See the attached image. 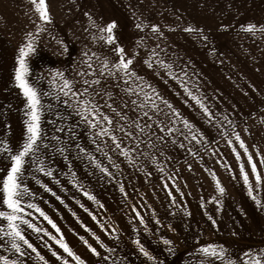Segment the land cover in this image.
Listing matches in <instances>:
<instances>
[{"label": "rangeland", "instance_id": "obj_1", "mask_svg": "<svg viewBox=\"0 0 264 264\" xmlns=\"http://www.w3.org/2000/svg\"><path fill=\"white\" fill-rule=\"evenodd\" d=\"M10 1L0 0L5 15L0 19L1 30H5L0 36V180L11 167L10 154L21 150L27 135L29 117L22 101L13 97L21 93L15 86L14 67L22 46L31 42L35 49L25 58L30 83L41 88L40 77L59 90L63 81L60 76L53 80V74L63 73L78 93L88 88L86 97L75 99V107L77 99H94L113 120L111 126H104L113 129L117 122H125L103 106L105 101L130 120L138 118V111L122 105L126 92H121L120 72L108 67L100 75L109 53L101 51L106 41L100 39L108 33L99 29L114 23L113 37L123 34L126 43H136V38L149 43V48L159 51L161 69L149 68L148 82L139 83L158 108L149 113L151 121L139 119L152 126L147 136L140 137L144 142L114 132L127 157L108 136L94 137L92 130L97 133L99 128L86 124L91 143L82 139L78 149L87 155L70 159L61 153L47 158L46 138L57 136L54 154L63 136L49 131L48 123L58 119L75 126L71 119L76 111L72 98L58 94L63 110L41 113L39 147L24 158L19 174V183L28 190L21 200V215L39 231L20 224L22 235L32 245L29 248L17 240L20 252L11 247V237L0 232V256L16 264H77L55 242L61 237L83 264H221L199 251L210 244L225 249V259L233 264H243L245 253L264 251V116H258L264 112V100L257 99L256 106L253 101L264 92L259 87L264 77L257 76L264 68V60H258L264 56V48L258 50L259 43L264 45V0H46L50 22L40 19L31 0ZM62 13L72 19H53H61ZM63 21L75 39L68 31L58 30ZM249 25L255 26L254 32L245 31ZM86 39L91 52L79 43ZM230 45L238 47V55L250 50L254 60H236V53L225 47ZM160 73L172 76L174 84H153L151 79ZM95 79L100 84L89 87L83 83ZM248 96L252 97L250 105L245 101ZM132 100L126 98L128 104ZM52 112L60 118H50ZM79 120L83 123L80 116ZM160 123L172 132H160ZM249 156L261 177L259 188ZM241 164L252 196L240 175ZM0 211H7L2 196ZM0 228L8 231L3 219Z\"/></svg>", "mask_w": 264, "mask_h": 264}, {"label": "snow or ice", "instance_id": "obj_2", "mask_svg": "<svg viewBox=\"0 0 264 264\" xmlns=\"http://www.w3.org/2000/svg\"><path fill=\"white\" fill-rule=\"evenodd\" d=\"M31 3L34 5V9L37 13H39V17L42 21L50 22V17L47 12V6L45 3V0H31ZM115 27L114 23L108 24L104 28H100V32H106L108 35L101 36L100 39L105 40L106 43L112 44L114 42V37L112 35V30ZM139 27V25H137ZM39 30V29H38ZM153 32H156L158 29L153 26ZM187 31H191V29H186ZM245 31L254 32L255 26L249 25ZM261 31H264V29H261ZM35 49L33 48V45L31 42H29L26 47L22 46L19 49L18 56L16 58L17 67L15 68L14 72V80H15V86L20 90L22 95L27 100L26 107L29 109L27 115L28 120L25 122L27 126V135L25 136L24 142L21 146V150L17 154L11 155L10 154V160H11V167L8 170L6 176L3 177L2 180H0V196H2V204L7 209V211H0V219H3L7 222V229L8 231H4L3 228H0V232H4V235L11 237L12 243L11 247L16 250V252H20V247L16 243L17 240L23 241L24 244H26L29 248L32 247L31 244L28 243V241L24 238V236L21 233L20 230V224H26L29 228H33V231H39V229L34 228L31 223H29L28 220L23 218V215L21 213L23 212V208L21 205L22 197L27 194V188H23L21 184L19 183V174L22 171V165L24 163V158L28 155H32L35 153V151L38 149L39 145L37 144L38 139L40 138V98L38 95L37 88L33 85V83L29 82L28 76H29V65L26 62V57L29 56L30 53H34ZM115 51L120 54L119 62L114 64V68L116 71L120 72L123 76H127L129 78L134 76V73H132L129 70V65H131L132 60L128 59L125 60L123 57V49L117 47ZM87 55V53H85ZM88 68L91 69L92 65L88 64ZM108 69V62L104 61L101 69H100V75L103 76L105 73V70ZM89 73H80L81 76L88 75ZM94 75V73H92ZM108 75H113V72L111 70H108ZM56 76H60L62 79V84L59 87V91L65 96L70 97L73 99H76L77 97L84 96L86 97L88 94V88H85L83 92H77V90L74 89L73 84L70 80L64 78L63 73H54L53 74V80H55ZM83 83L85 85H88L91 87L92 84H100L99 79H95L92 81L84 80ZM134 83V81H133ZM125 84L128 85L129 81L125 80ZM136 88H140V85H136V87L128 86L124 89V91L129 94L130 96L135 95L137 99L132 100L131 103L136 106V109L138 111V118L131 119L121 112H117L116 109L112 108V105L107 103L105 101L104 107L109 108L112 112L115 113L116 116L120 118V120H123L125 122L124 125H121L119 122L116 123V127L113 129L111 127H105L104 125L107 124L111 126L113 124V120L106 114H104L102 111H100V106L95 102L94 99H77V107L75 109L76 114L80 116L81 120L83 122H86L90 128H99V131L96 133L97 136H108L109 139L112 140V142L115 144V147L117 149H121V144L117 143V137L114 135V132L121 131L124 133V136L126 138H131L139 141L140 143H143L144 141L140 139L141 136H147L148 132H151L152 126L147 121L144 124H141L139 122V119H142L143 117H147L148 121L152 120V116L149 114L150 112H157L158 108L155 104V101L152 99V97L147 93L143 91V88H140V91H136ZM141 93H143V96H141ZM99 94V93H97ZM109 98H111V94H107ZM67 104V100L65 101ZM170 107V106H169ZM187 126V124H186ZM159 130L162 133H165L167 135L168 133L172 132V128L167 127L163 125L162 123L158 124ZM135 128V132L132 131V129ZM163 137H160L162 139ZM239 140V137H237ZM150 141V137H149ZM47 146V145H45ZM139 144H137V147ZM241 148H244V144L241 142ZM5 151H9L10 149L5 148ZM62 151V149H61ZM83 151V149H81ZM121 154L125 157L128 156V152H125L123 149H121ZM245 155H247V149H245ZM237 161L239 163L240 157L237 155ZM248 163L251 165L252 173L255 176L256 180V187H260L261 177L257 173L256 165L252 163L251 156L248 157ZM262 165H264V160L261 161ZM43 170V169H41ZM240 175L243 178L245 186L248 188V194L249 196H252V186L249 183V179L247 174L244 171L243 164L240 165ZM217 188L220 192H223V188L220 187L219 182H217ZM92 199V197H89ZM253 199H256L253 196ZM257 204L260 203L259 200H256ZM27 207L29 208H35V205L28 204ZM39 211V209H36ZM41 215L43 213L41 212ZM47 219V217H45ZM49 223H52L49 220ZM143 223V221H141ZM53 228L56 226L53 224ZM57 231H59L57 229ZM47 235V233H45ZM50 239H54L53 237H50ZM55 242L61 247L64 252H66L69 256H71L73 259L77 261V264H83V261L80 260L79 257L75 256V254L71 251V249L64 243L63 238L61 237L59 240H55ZM86 243V242H85ZM169 241L165 240L164 244H168ZM35 251V249H33ZM94 252V250H92ZM140 251L143 252L145 256L148 257L149 260L152 259V256L149 255L148 252H146L142 247L140 248ZM201 253H203L206 256H211L216 258L217 260L221 261V264H233V261L231 259H225V249L222 247L217 249V246L215 245H207L206 247H203L199 249ZM53 256H56V253H52ZM245 259L243 260V264H264V251L258 252L256 254L252 253H245L244 254ZM57 259H60L59 256H56ZM0 264H16V261L14 260H8L6 257L0 256ZM64 264H67V261H64Z\"/></svg>", "mask_w": 264, "mask_h": 264}, {"label": "crops", "instance_id": "obj_3", "mask_svg": "<svg viewBox=\"0 0 264 264\" xmlns=\"http://www.w3.org/2000/svg\"><path fill=\"white\" fill-rule=\"evenodd\" d=\"M49 1V0H48ZM48 1L45 0L46 3H48ZM12 3H16V0H12L10 1V4ZM4 13H2L1 11V5H0V19H2L3 17H5V15H3ZM55 20H70L72 19L70 16L68 15H64V13H62L61 19L60 18H53ZM66 26V22H62V24L60 25V27H57L59 31L61 32H69V35L72 36L73 35V39H75L76 35L71 32L69 30V28L65 27ZM1 26H0V36L2 34V31L5 30H1ZM124 32V31H123ZM62 35H65L62 33ZM125 36L127 35H123L120 34L118 37H114V42L112 44H108L106 43L104 49H102L101 51H106V53H109V55H107L106 57H109V60H107L108 62V67L114 68V64L119 62V59L113 60L114 57L118 56V53L115 51V49L117 47L123 49V57L125 60L131 59L132 63L131 65H129V70L134 73V76L129 78L127 76H123L121 73L120 75V84H121V92L124 90V86L125 84V80L129 81V84L127 86H131V87H136V85H139V83L141 81H146L148 82V78L146 76V74H149L148 69L149 68H157V69H161L160 63H159V58H158V53L159 51H155L152 50L149 45V43H144L143 40H141L140 38H136V43L135 40H131L129 42H124V39L126 38ZM82 43L85 47H83V49H87V51L91 52L92 51V47L90 45V43L86 40L83 41H79V43ZM134 43V44H131ZM257 44V43H256ZM259 48L258 50L263 52L262 49L264 48V45L259 43ZM242 46V45H240ZM227 48L230 49V51H234V53H236V60L240 59V60H254L253 57H251V55L249 54L250 50H245L244 55H238V47L236 45H234L233 47L230 46H225ZM249 48L251 49H256V45H250ZM98 51V50H96ZM229 51V52H230ZM16 53V49H13L12 54ZM116 53V54H113ZM7 54H10L9 52ZM243 58H242V57ZM261 58L259 57L258 60H264V56L260 55ZM120 57V55H119ZM229 58V57H227ZM152 59V60H151ZM230 59V58H229ZM112 62V63H111ZM15 70V67H14ZM1 71V70H0ZM15 73V72H14ZM15 75V74H14ZM150 75V74H149ZM151 76V75H150ZM154 76V75H153ZM257 76L258 77H264V68L263 69H259L257 71ZM38 78V77H37ZM173 77L171 76H164V73L162 75V73L157 74L156 78L155 76L151 79V81L153 82V84H159V83H164L165 87H171L172 84H174V81L172 80ZM38 81L41 84V88H38V95L40 98V112L43 113L44 111H46L47 109H54L56 111H62L63 110V101L61 100V97L58 94H62L57 88L56 85H52V83L50 81H48L53 87H51L50 85H48L44 80H42L40 77L38 78ZM134 81V83H133ZM264 81V80H263ZM108 82V80H107ZM107 86V84H106ZM104 86L106 89L107 87ZM160 86V85H159ZM264 87V85H260L259 86ZM57 91H56V90ZM75 89V88H74ZM76 90V89H75ZM136 91H140V88H136ZM160 91V89H159ZM15 95L13 97H16V99L21 100L22 105H24V110L26 111V114L28 113L29 109L26 107L27 105V100L25 99V97L22 95V93H20L19 95L17 93H14ZM143 93H141L142 96ZM124 96L123 101H122V105L124 106L125 109L128 108H134L136 107L133 104H128V102L126 101V98L132 97V99H137V97L135 95L130 96L129 94L126 93V95H122ZM126 96V97H125ZM10 97V96H9ZM12 98V96L10 97ZM252 97L248 96L246 98L245 101H247L249 103V105L252 102ZM237 99V98H236ZM257 99H263L264 100V92H261L259 94H257V96H254V106L258 105ZM73 101V106H74V110H75V104L76 101L75 99L72 98ZM264 104V103H263ZM50 118H60V115L55 114V112H52L51 114H49ZM74 116L71 120L74 119V121H76V125L75 126H71L69 124H66L67 122L65 121H61L56 119L53 122L48 123V130L51 131L52 130H56L58 133H62L63 136H61L59 143L57 144V150H55L56 152L53 154L52 152V145L54 142V139L57 138L56 135L50 137H47V146L49 147V155L47 154V158L56 154H61L63 153V155L67 158H73V157H77L81 154H85L87 155V152H82L80 149H78L79 147V142L80 140H86L88 143H91V140H87L89 139V128L87 127V123L83 122L80 123L79 120V115L77 116L74 113ZM259 117H263L264 116V112H261L258 114ZM49 118V119H50ZM258 118H256L254 120V125L258 124L256 123L258 120ZM57 122V123H56ZM54 123V124H53ZM42 131V128L40 126V132ZM93 134L95 135L94 137L98 138L96 135V132L94 130H92ZM102 138H100L99 140H101ZM62 149V151H61ZM78 150V151H77ZM48 160H44L42 161V163H48ZM52 162V161H50ZM41 163V164H42Z\"/></svg>", "mask_w": 264, "mask_h": 264}]
</instances>
